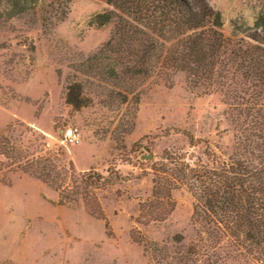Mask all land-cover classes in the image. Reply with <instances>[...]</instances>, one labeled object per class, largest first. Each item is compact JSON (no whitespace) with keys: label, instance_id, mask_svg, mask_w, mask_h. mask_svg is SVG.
Masks as SVG:
<instances>
[{"label":"rangeland","instance_id":"rangeland-1","mask_svg":"<svg viewBox=\"0 0 264 264\" xmlns=\"http://www.w3.org/2000/svg\"><path fill=\"white\" fill-rule=\"evenodd\" d=\"M207 1L235 40L264 15V0ZM109 9L104 0H19L17 7L0 0V264H163L140 241L201 237L186 183L174 186L166 216L155 182L176 166L170 158L232 157L237 131L228 106L218 93L192 90L183 74L172 84L137 81L124 102V87L84 73L114 32L115 23L94 22ZM75 83L86 99L79 109L67 102ZM70 127L81 133L76 145L62 141ZM34 158H56L62 175L54 184L63 190L81 191L82 179L97 174L107 181L62 203L60 191L20 168Z\"/></svg>","mask_w":264,"mask_h":264},{"label":"trees","instance_id":"trees-1","mask_svg":"<svg viewBox=\"0 0 264 264\" xmlns=\"http://www.w3.org/2000/svg\"><path fill=\"white\" fill-rule=\"evenodd\" d=\"M10 1L18 6L19 0ZM104 1L110 9L94 22L100 27L115 23V29L87 60L84 73L124 87V102L135 93L137 81L160 78L172 84L183 74L192 90L223 97L237 131L228 161L207 152V161L170 158L176 166L168 170V178L155 182V198L168 201L167 216L174 209V186L186 183L197 201L194 220L200 223L201 237L184 244L176 236L165 246L140 241L145 252L163 264H264V15L252 33L235 40L225 36L221 12L207 0ZM67 102L77 109L86 105L81 84L69 87ZM16 152L13 147L4 154ZM56 161L28 159L20 168L60 191L62 203L85 199L89 190L107 181L97 174L82 179L81 191L63 190L54 184L62 175Z\"/></svg>","mask_w":264,"mask_h":264},{"label":"built area","instance_id":"built-area-1","mask_svg":"<svg viewBox=\"0 0 264 264\" xmlns=\"http://www.w3.org/2000/svg\"><path fill=\"white\" fill-rule=\"evenodd\" d=\"M81 140V133L78 128L70 127L63 132V143L76 145Z\"/></svg>","mask_w":264,"mask_h":264},{"label":"water","instance_id":"water-1","mask_svg":"<svg viewBox=\"0 0 264 264\" xmlns=\"http://www.w3.org/2000/svg\"><path fill=\"white\" fill-rule=\"evenodd\" d=\"M151 157H152V155L147 156V158H151Z\"/></svg>","mask_w":264,"mask_h":264}]
</instances>
